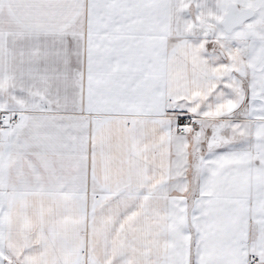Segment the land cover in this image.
<instances>
[{
    "label": "snow or ice",
    "instance_id": "1",
    "mask_svg": "<svg viewBox=\"0 0 264 264\" xmlns=\"http://www.w3.org/2000/svg\"><path fill=\"white\" fill-rule=\"evenodd\" d=\"M0 264H264V0H0Z\"/></svg>",
    "mask_w": 264,
    "mask_h": 264
}]
</instances>
